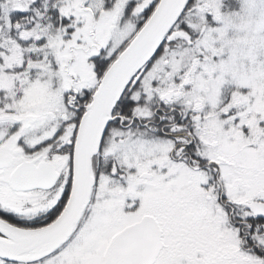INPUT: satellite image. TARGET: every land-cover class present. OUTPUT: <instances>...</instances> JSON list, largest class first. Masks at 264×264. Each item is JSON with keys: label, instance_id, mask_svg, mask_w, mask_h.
<instances>
[{"label": "snow or ice", "instance_id": "1", "mask_svg": "<svg viewBox=\"0 0 264 264\" xmlns=\"http://www.w3.org/2000/svg\"><path fill=\"white\" fill-rule=\"evenodd\" d=\"M0 264H264V0H0Z\"/></svg>", "mask_w": 264, "mask_h": 264}]
</instances>
